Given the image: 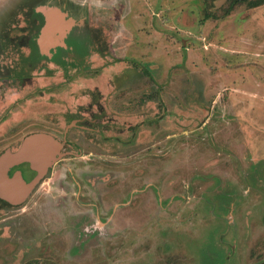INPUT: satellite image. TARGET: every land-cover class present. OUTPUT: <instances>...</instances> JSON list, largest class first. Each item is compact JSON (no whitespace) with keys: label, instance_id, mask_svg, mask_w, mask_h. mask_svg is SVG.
I'll return each mask as SVG.
<instances>
[{"label":"rangeland","instance_id":"1","mask_svg":"<svg viewBox=\"0 0 264 264\" xmlns=\"http://www.w3.org/2000/svg\"><path fill=\"white\" fill-rule=\"evenodd\" d=\"M226 8L0 0V159L60 154L0 187V264H264V6Z\"/></svg>","mask_w":264,"mask_h":264},{"label":"water","instance_id":"2","mask_svg":"<svg viewBox=\"0 0 264 264\" xmlns=\"http://www.w3.org/2000/svg\"><path fill=\"white\" fill-rule=\"evenodd\" d=\"M59 158L58 143L51 136L36 135L28 138L17 153H8L0 159V175L16 188L10 191L12 187L0 186L5 188L3 194L23 197L35 186L45 169ZM20 166H23L22 169ZM31 176L34 177L30 180Z\"/></svg>","mask_w":264,"mask_h":264},{"label":"trees","instance_id":"3","mask_svg":"<svg viewBox=\"0 0 264 264\" xmlns=\"http://www.w3.org/2000/svg\"><path fill=\"white\" fill-rule=\"evenodd\" d=\"M241 6H246L251 9L259 8L264 6V0H227V8L225 10L224 17L230 15L236 8ZM208 19H210V17L206 14L205 20ZM144 72L153 79L152 75L148 71L144 70Z\"/></svg>","mask_w":264,"mask_h":264},{"label":"flooded vegetation","instance_id":"4","mask_svg":"<svg viewBox=\"0 0 264 264\" xmlns=\"http://www.w3.org/2000/svg\"><path fill=\"white\" fill-rule=\"evenodd\" d=\"M60 145V144H59ZM6 187V186H5ZM7 188V187H6ZM11 191V190H10Z\"/></svg>","mask_w":264,"mask_h":264}]
</instances>
